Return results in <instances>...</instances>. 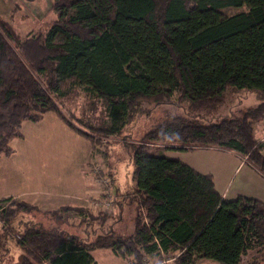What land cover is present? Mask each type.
I'll use <instances>...</instances> for the list:
<instances>
[{
  "label": "trees",
  "instance_id": "1",
  "mask_svg": "<svg viewBox=\"0 0 264 264\" xmlns=\"http://www.w3.org/2000/svg\"><path fill=\"white\" fill-rule=\"evenodd\" d=\"M51 10L57 19L49 30L24 38L0 18V157L10 155L23 122L47 112L65 119L62 102L81 94L107 110L110 123L97 130L107 136L146 113L143 104L200 110L222 102L229 87L254 93L258 102L241 117L207 124L174 116L128 145L135 181L124 195L129 209L134 204L131 235L109 227L78 238L27 227L16 238L18 264H92L90 253L99 249L127 264H150L147 257L161 254L173 255L174 264H264L252 258L264 250V203L226 200L210 174L150 152L155 143L175 151L216 148L239 155L264 178V145L253 135L264 119V0H52ZM94 202L64 205L54 215L58 221V212L85 211L105 225L103 211L101 219L91 218ZM32 210L39 212L24 201L1 210L0 234Z\"/></svg>",
  "mask_w": 264,
  "mask_h": 264
},
{
  "label": "rangeland",
  "instance_id": "2",
  "mask_svg": "<svg viewBox=\"0 0 264 264\" xmlns=\"http://www.w3.org/2000/svg\"><path fill=\"white\" fill-rule=\"evenodd\" d=\"M51 5L52 0H0V18L9 22L20 38L39 33L45 34L52 22L57 19L56 13L51 10ZM236 11L233 9L230 14ZM257 102L254 93L229 87L222 102L200 110H191L187 104L170 103L158 106L143 104L148 110L146 113L136 116L118 132L107 136L97 131L104 129L110 123L107 110L100 102L81 94L75 99L62 102L65 119L55 113L47 112L37 122L22 123L21 137L14 138L10 143V155L0 157L2 168L0 194L17 196V193L9 192L33 188L50 190L51 196L54 197L58 191L72 192L77 189L80 191L83 181H86L88 187L98 188V193L90 192L85 197L100 202L99 200H103L102 190L106 187L107 198L116 201L125 193L132 192L135 187L132 153L128 145L139 143L153 126L174 116H182L204 124L216 122L222 116L241 117L247 109L255 107ZM253 128L255 135L258 131L264 132V119L256 122ZM165 145L155 143L150 152L156 155L164 152L167 156L183 160L198 155L197 153L182 155L164 150ZM110 167L111 181L108 182L105 175H108ZM81 168L90 173L84 172ZM91 199L84 203L90 205ZM22 201L26 200L19 197L1 199L0 211L15 203L19 205ZM100 209L109 217L105 225L99 224L98 221L91 222L85 211L58 212L61 215L58 221L56 217L59 216L54 215L57 213L55 209L47 211L48 213L37 210L19 213L11 220L9 228L0 234V264L19 263L22 250L17 245L16 238L27 227L43 226L48 230L76 235L78 238L86 237L87 234L93 236L100 232L105 233L109 227L121 236H129L133 233L131 217L135 215L134 204L130 209L132 212L129 210L126 212V209L120 211L122 219L117 222V208L114 202L112 214H108L99 206L93 210L91 218L101 219L103 214L97 213ZM1 227L0 222V229ZM168 256L163 254L159 257L147 258L152 264H160L161 260L167 258L169 261L166 264H174V256ZM252 258L264 263V250L255 253ZM194 264L218 263L202 259Z\"/></svg>",
  "mask_w": 264,
  "mask_h": 264
},
{
  "label": "crops",
  "instance_id": "3",
  "mask_svg": "<svg viewBox=\"0 0 264 264\" xmlns=\"http://www.w3.org/2000/svg\"><path fill=\"white\" fill-rule=\"evenodd\" d=\"M263 133V131H258L257 135H255L253 131L254 138L257 141H261L264 145ZM170 151L182 155L197 153L198 155H194V157L187 160L165 155L169 158H173L187 164L198 173L210 174L213 178L215 189L222 196V198L226 200H233L238 196H243L246 198H253L264 203V178L250 165H248L239 155L216 148L195 149L193 151ZM1 170L2 168L0 167V171ZM82 170L84 172L86 171L85 169ZM110 173L111 167L109 170V174ZM86 183L88 182L83 181L81 186L82 189L80 191H78V189L72 192L58 191L54 197L51 196L52 191L50 190H37L31 188L22 191L15 190V192H9L17 193V196H14V194L9 195L8 193L0 194V200L8 197L23 198L27 201V203L36 206L41 212L54 209L56 210L58 207L64 205L89 206V203H87V205L84 203L83 198L90 192L98 193V188L95 187V189H92L93 187H88ZM106 191L107 188L105 187V190H102L101 193L102 198H107L108 192ZM121 198L125 199H123V203L118 204V207H116L119 218H122L120 216V211L123 212L124 209H126V212L127 210L132 212L127 205L129 199L124 195H122ZM90 254L93 258L92 264H127L125 260L116 256L111 250L99 249L92 251Z\"/></svg>",
  "mask_w": 264,
  "mask_h": 264
},
{
  "label": "built area",
  "instance_id": "4",
  "mask_svg": "<svg viewBox=\"0 0 264 264\" xmlns=\"http://www.w3.org/2000/svg\"><path fill=\"white\" fill-rule=\"evenodd\" d=\"M92 200H93V198H92ZM99 201L100 202H94L93 204H91L93 210H95V208H97V207L99 208V206H100L101 208L106 210L108 214H112V208H113L114 199L113 198H111V199L107 198L105 200H99ZM100 211H103V210L100 209ZM161 255H163V254H161ZM167 257H169V256L167 255ZM168 261H169L168 258L164 259V260H161L160 264H166ZM145 262H147V261H145ZM128 264H133V262H128Z\"/></svg>",
  "mask_w": 264,
  "mask_h": 264
}]
</instances>
